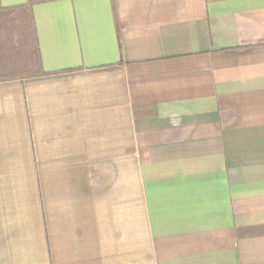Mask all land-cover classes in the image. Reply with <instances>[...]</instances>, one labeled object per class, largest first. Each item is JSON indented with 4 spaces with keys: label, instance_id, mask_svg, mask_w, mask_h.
<instances>
[{
    "label": "crops",
    "instance_id": "crops-1",
    "mask_svg": "<svg viewBox=\"0 0 264 264\" xmlns=\"http://www.w3.org/2000/svg\"><path fill=\"white\" fill-rule=\"evenodd\" d=\"M0 11V264H264V0Z\"/></svg>",
    "mask_w": 264,
    "mask_h": 264
},
{
    "label": "rangeland",
    "instance_id": "rangeland-1",
    "mask_svg": "<svg viewBox=\"0 0 264 264\" xmlns=\"http://www.w3.org/2000/svg\"><path fill=\"white\" fill-rule=\"evenodd\" d=\"M37 58L30 35L11 13L0 11V80L36 73Z\"/></svg>",
    "mask_w": 264,
    "mask_h": 264
}]
</instances>
